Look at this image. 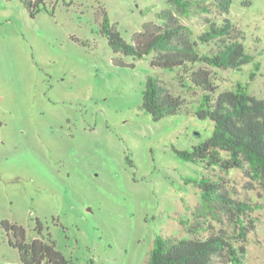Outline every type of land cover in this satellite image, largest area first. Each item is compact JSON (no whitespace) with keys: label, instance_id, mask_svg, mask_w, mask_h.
Returning a JSON list of instances; mask_svg holds the SVG:
<instances>
[{"label":"rangeland","instance_id":"374dc122","mask_svg":"<svg viewBox=\"0 0 264 264\" xmlns=\"http://www.w3.org/2000/svg\"><path fill=\"white\" fill-rule=\"evenodd\" d=\"M43 1L47 11L31 18L21 0H0V224L22 226L31 240L40 221L71 264H146L157 236L191 237L196 222L200 237L222 227L197 217L200 191L184 179H219L232 197L263 202L260 185L241 171L178 157L212 134L213 124L194 116L198 104L158 122L141 110L148 77L196 100L175 73L152 68V56L114 65L97 8L130 43L160 11L175 12L167 0ZM177 16L195 38L215 14ZM229 19L253 59L241 72H219L218 89L249 84V95L264 99V0H232ZM251 215L243 264H264V210ZM10 238L0 226V264H22Z\"/></svg>","mask_w":264,"mask_h":264},{"label":"trees","instance_id":"16d2710c","mask_svg":"<svg viewBox=\"0 0 264 264\" xmlns=\"http://www.w3.org/2000/svg\"><path fill=\"white\" fill-rule=\"evenodd\" d=\"M29 16L47 11L43 0H21ZM59 0H54L58 2ZM70 0L68 5L72 4ZM232 0H167L169 7L156 15V22L142 25L140 31L125 42L113 28L103 6L96 10L99 33L106 38L116 56L114 65L128 67L124 58L142 59L152 56L150 66L176 74L182 89L191 91L193 102L184 93L175 95L163 89L157 79L148 77L142 94L141 110L152 122L177 115L190 104H198L194 116L213 124L211 136L191 151L176 152L183 161L200 164L203 169L223 173L241 171L260 185L263 202L252 204L232 197L225 183L208 176L188 177L185 185L200 191L201 206L197 217L210 216L222 227H210L200 237L199 222L187 228L191 237L171 239L157 236L146 264H243L248 236L255 230L256 218L251 214L264 210V99L249 95V84L237 83L231 90L218 89L219 72H241L253 57L244 45V33L229 19ZM54 7L49 13H53ZM215 14L205 18L204 30L193 37L178 16ZM76 42L85 45L78 39ZM213 49L202 52L201 47ZM250 81H252V78ZM188 225V221L181 222ZM1 228L11 235L9 245L17 250L22 264H71L57 249L51 235L37 221L36 238L29 240L22 226L3 221ZM208 231V230H207Z\"/></svg>","mask_w":264,"mask_h":264}]
</instances>
